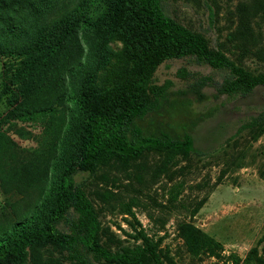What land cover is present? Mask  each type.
<instances>
[{"label":"rangeland","instance_id":"obj_1","mask_svg":"<svg viewBox=\"0 0 264 264\" xmlns=\"http://www.w3.org/2000/svg\"><path fill=\"white\" fill-rule=\"evenodd\" d=\"M52 1L53 8L39 23L50 29L63 19L79 21V53L64 60L55 55L35 70L26 65L13 82L3 78L0 57V239L33 218L49 197L58 167L74 148L79 130L74 97L101 58L99 41L82 20L98 16L104 0ZM261 1L166 0L164 9L204 35L212 48L231 60L243 59L245 67L259 72L264 71V59L252 51L263 47L264 11L250 18V28L259 37L251 50L242 51L240 37L234 34L242 10ZM121 48L120 40L108 43L109 50ZM103 73L99 69L100 80ZM227 76L226 70L193 56L162 62L153 81L167 85L175 108L166 104L167 109L154 116V124L170 125L179 134L190 132L189 156L147 148L134 159L113 158L99 164L93 174L75 176L95 208L99 240L113 252L150 241L164 264H264L244 260L252 247L258 257L264 256V86L246 95L218 94ZM204 79L200 90L204 97L199 98L193 86ZM34 105L44 110L29 122L14 117ZM75 219L70 215L58 229L69 232ZM188 226L215 239L213 252L189 249L184 237ZM26 264L71 262L64 251L47 245L34 250Z\"/></svg>","mask_w":264,"mask_h":264},{"label":"trees","instance_id":"obj_2","mask_svg":"<svg viewBox=\"0 0 264 264\" xmlns=\"http://www.w3.org/2000/svg\"><path fill=\"white\" fill-rule=\"evenodd\" d=\"M165 1L104 0L98 16L82 20L99 41L101 58L82 79L74 97L81 118L72 141L74 148L58 167L50 195L36 215L0 239V264H26L34 250L47 245L64 251L71 264H164L150 241L119 252L103 245L93 203L75 176L93 174L99 164L113 158L134 159L147 148L164 149L168 156H189L193 150L190 132L179 134L170 125L159 128L154 124V116L160 115L166 104L175 108L167 85L153 81L157 67L168 59L193 56L213 68L226 70L228 76L217 88L218 94L246 95L264 86V71L253 72L244 66L243 59L231 60L223 51L212 48L204 35L167 15ZM52 3L0 0V57L4 58L2 75L7 81L13 82L21 68L35 70L48 59H55V55L64 60L79 53V21L63 19L50 29L39 23L53 8ZM261 9L264 11V0L240 14L241 24L234 35L240 37L242 51L251 50L259 40L249 21ZM113 39L121 41L120 51L108 49ZM252 53L264 59V42ZM99 69L104 70L101 80ZM205 83L206 79L193 86L199 98L204 97L200 90ZM42 110L43 106L34 105L14 117L29 122ZM72 214L76 215L72 229H58L57 225L68 221ZM184 237L192 252H213L216 246L212 236L193 226H188ZM251 259L264 262V256H257L256 247L244 258Z\"/></svg>","mask_w":264,"mask_h":264}]
</instances>
